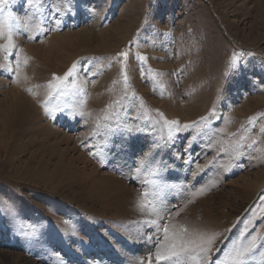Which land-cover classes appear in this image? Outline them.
I'll return each instance as SVG.
<instances>
[{"label": "rangeland", "instance_id": "374dc122", "mask_svg": "<svg viewBox=\"0 0 264 264\" xmlns=\"http://www.w3.org/2000/svg\"><path fill=\"white\" fill-rule=\"evenodd\" d=\"M8 11L21 23L9 45L0 18V264H176L155 258L165 224L216 233L203 264H220L264 233V0H8ZM121 51L127 84L110 60ZM45 100L64 111L46 115ZM161 117L207 119L170 138ZM142 193L167 209L159 229L142 223L156 218ZM249 264H264V246Z\"/></svg>", "mask_w": 264, "mask_h": 264}, {"label": "snow or ice", "instance_id": "6c2138e0", "mask_svg": "<svg viewBox=\"0 0 264 264\" xmlns=\"http://www.w3.org/2000/svg\"><path fill=\"white\" fill-rule=\"evenodd\" d=\"M8 0H0V18H2L3 26L7 28L8 32V43L12 44V21L16 22L17 26H20V20L12 14L11 11L4 12V5ZM31 3L32 0H29ZM58 11V10H57ZM59 24V21H57ZM30 26V25H25ZM41 31L42 28L39 26L36 29ZM3 34L2 29H0V35ZM5 46L0 45V49H3ZM128 57L127 51H121L116 54L115 57H111L110 60H119L120 61V74L123 78L125 84H127V74L125 70V62ZM140 59H143L141 56ZM231 66L235 67L237 63V57L234 55L231 58ZM77 70V64L74 62L73 65L68 69L63 77L56 76L53 74V80L57 82H63L68 78L73 76V73ZM49 87L52 88L56 93L63 94V90L59 87V83L53 85L52 82H49ZM73 87L76 88V82L73 81ZM77 91L83 92V89L77 88ZM53 93H49V97H52ZM116 103H119L117 101ZM42 107L46 115H54L57 112L64 111L59 104L50 107L49 101L45 100L42 102ZM110 107V106H109ZM79 115H84L83 112L78 113ZM112 116L118 118L119 112L116 111L112 113ZM164 120L165 126L168 128L169 137L171 138L173 130L176 132L187 130L190 127H194L196 123H200L207 119V117H202L201 121L193 122L190 124L181 125L177 120H167L161 117ZM109 115L103 117L104 121L110 120ZM254 118L250 117L249 122L251 123ZM110 131L112 127L110 124L104 125ZM207 125H205L206 127ZM130 131V129H129ZM264 132V129H261ZM246 137L242 136L240 141L237 142L235 149H239L243 146ZM257 141L253 140L252 144L254 145ZM251 146V145H249ZM234 149V150H235ZM148 193H142V199L138 202L140 210L144 212L147 210L149 217H156L155 219H145L142 221L143 224L155 226L159 229L161 221L163 220V213L167 210L166 207L159 201L155 194H152V198L148 199ZM165 243L160 244L156 248L155 258L157 261H175L176 264H179L181 258H186L194 264H203V261L207 258L209 250L216 239V233H207L204 231H189L183 225H168L165 224L163 229ZM35 229L33 228L32 232L28 233L29 235L34 234ZM261 246H264V233L252 234L249 237H246L242 242L234 243V245L227 251L225 258L220 261V264H249L251 257H253L260 249Z\"/></svg>", "mask_w": 264, "mask_h": 264}, {"label": "bare ground", "instance_id": "6f19581e", "mask_svg": "<svg viewBox=\"0 0 264 264\" xmlns=\"http://www.w3.org/2000/svg\"><path fill=\"white\" fill-rule=\"evenodd\" d=\"M17 102V101H16ZM13 104V103H12ZM20 104H22L21 102H20ZM14 105V104H13ZM9 106H11V104L9 105ZM19 106V105H18Z\"/></svg>", "mask_w": 264, "mask_h": 264}]
</instances>
